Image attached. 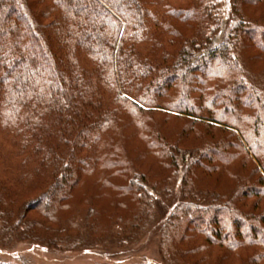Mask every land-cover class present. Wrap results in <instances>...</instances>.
<instances>
[{
	"label": "trees",
	"instance_id": "1",
	"mask_svg": "<svg viewBox=\"0 0 264 264\" xmlns=\"http://www.w3.org/2000/svg\"><path fill=\"white\" fill-rule=\"evenodd\" d=\"M263 1L0 0V246L131 244L179 190L166 264H264V67L243 55L264 52V11L247 13ZM213 163L229 187L200 175ZM99 164L98 183L123 176L107 216L71 194Z\"/></svg>",
	"mask_w": 264,
	"mask_h": 264
},
{
	"label": "rangeland",
	"instance_id": "2",
	"mask_svg": "<svg viewBox=\"0 0 264 264\" xmlns=\"http://www.w3.org/2000/svg\"><path fill=\"white\" fill-rule=\"evenodd\" d=\"M258 6V7H256ZM254 8L248 6L247 13L249 16H254L261 11H264V1L258 3ZM254 45L246 43L243 49V55L248 58L254 68L260 69L264 67V52L260 55L259 59L253 60L255 55ZM252 59V60H251ZM174 119H170L164 125L166 129L172 128L175 124ZM116 131V130H115ZM114 129L107 132L99 144L100 152L107 153V150L114 143L115 132ZM127 136L124 140V146L130 153L137 154L144 152L147 157L144 167L148 165L154 166L158 169V159L154 154L145 149V142L137 135L129 137V129ZM218 133L214 136H218ZM208 170L200 171V175L204 179L214 182L215 177L221 178L223 185L229 187L232 183V175L228 170V165L223 164H206ZM251 165L248 162L245 168H242L240 174H246ZM101 164L97 165L92 171L85 173L80 182L74 186L71 194L72 199L80 201L83 205L92 199L98 208L102 207L105 211L104 215H109L113 211V203L121 200V191L118 185L123 181L122 175L111 176L109 184H100L97 182L102 172ZM221 171V172H220ZM201 177V176H200ZM212 180H211V179ZM34 195L27 194L24 199L30 200ZM35 197V196H34ZM25 200V201H26ZM180 201L179 190L175 198L171 200L157 199V212L153 223L141 235V237L134 243L127 245H119L117 242H112L108 246L100 249L92 250H66L63 248H52L45 245H39L31 241H18L11 246H0V261L9 262L11 264H136L147 262L150 264H166L162 259L159 251L160 237L162 233V225L165 222L169 212ZM264 207V203H262ZM107 210V211H106ZM61 213V212H60ZM40 211L34 210L29 212L33 218L41 217ZM190 238H187V244ZM251 247V245L249 246ZM229 259L222 262V264H229ZM212 264H216L215 262Z\"/></svg>",
	"mask_w": 264,
	"mask_h": 264
}]
</instances>
